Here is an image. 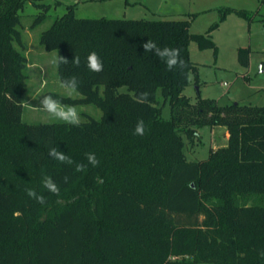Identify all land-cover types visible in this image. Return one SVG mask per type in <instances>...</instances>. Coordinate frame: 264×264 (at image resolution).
I'll use <instances>...</instances> for the list:
<instances>
[{
  "label": "trees",
  "instance_id": "16d2710c",
  "mask_svg": "<svg viewBox=\"0 0 264 264\" xmlns=\"http://www.w3.org/2000/svg\"><path fill=\"white\" fill-rule=\"evenodd\" d=\"M24 5L0 0V264H264V106H221L199 96L191 103L183 93L190 74L197 78L190 43L217 55L211 33L228 14H247L226 9L204 34H192L194 16L79 19L69 7L39 43L69 60L57 62L60 82L79 81V99L55 98L94 104L102 113L77 127L22 121L27 59L15 44L22 47ZM43 19L37 16L33 26ZM146 40L179 48L187 67L169 70L144 52ZM93 51L102 72L87 67ZM248 53L238 49L242 67ZM123 87L127 92L120 93ZM141 92L150 93L147 102ZM139 119L143 136L134 134ZM204 127L225 128L227 143L189 162L185 141L197 140ZM50 147L72 163L53 160ZM90 152L100 161L96 167L88 164ZM81 164L85 170L77 171ZM45 176L60 186L58 195L43 187Z\"/></svg>",
  "mask_w": 264,
  "mask_h": 264
},
{
  "label": "rangeland",
  "instance_id": "374dc122",
  "mask_svg": "<svg viewBox=\"0 0 264 264\" xmlns=\"http://www.w3.org/2000/svg\"><path fill=\"white\" fill-rule=\"evenodd\" d=\"M39 5L44 6L46 11ZM69 7H73L75 17L79 19L185 20L194 16L190 27L192 34H204L219 21L226 9L245 12L248 19L230 13L211 33L218 48L217 55L212 50H199L196 43H190L189 54L197 68V78L195 74H190L189 85L183 93L191 103H195L199 96L214 99L221 106L235 102L264 106V0H25L23 9L19 11L18 25L22 47L15 44L27 59V90L23 97L22 114L24 123L62 122L41 110L39 101L44 96L81 97L77 91L68 94L61 86L57 73V52H47L39 43L40 35L57 18L66 14ZM40 14H44V19L33 26ZM240 48L249 51L247 67H242L238 62ZM119 92H127V89L120 88ZM74 106L82 122L88 117L101 118L102 113L94 104ZM169 116L167 105L163 118L169 119ZM225 131L220 127L214 130L201 128L197 140L192 143L185 141L187 161L205 160L210 150L224 146Z\"/></svg>",
  "mask_w": 264,
  "mask_h": 264
},
{
  "label": "clouds",
  "instance_id": "9594fccd",
  "mask_svg": "<svg viewBox=\"0 0 264 264\" xmlns=\"http://www.w3.org/2000/svg\"><path fill=\"white\" fill-rule=\"evenodd\" d=\"M144 52H152L155 56L161 59L162 62L165 63L166 67L169 70H181L183 71L187 64L181 56V50L179 48H169V47H160L155 41L153 40H146L140 45ZM73 63L79 64V58L74 57L72 59ZM58 63L66 64L69 60L59 55L57 58ZM87 67L89 71L99 73L103 71V61L100 56L95 52H91L87 56ZM61 86L68 92V94H72L78 90L79 81L75 76L65 78L61 81ZM150 93L148 92H141L139 94V98L143 101L147 102ZM39 105L42 111L47 112L55 119L62 121L66 124L73 125V126H80L81 124V115L74 105H65L60 100L54 98L52 95H47L41 98L39 101ZM146 131L145 121L143 119H139L136 122L134 128V134L138 136H143ZM48 156L51 157L53 160L59 161L61 163H68L71 164V158L63 151L58 150L56 147H50L48 151ZM86 159L88 164L96 167L99 165L100 161L97 159L96 154L94 152H90L86 154ZM86 165H77V171H84ZM68 177L64 178V182L67 183ZM43 187L52 194H59L60 186L51 176H45L43 178ZM27 195L30 198L35 199L38 203L44 204L45 197L43 195L37 194V192L32 188L25 189ZM264 255V252L261 253Z\"/></svg>",
  "mask_w": 264,
  "mask_h": 264
},
{
  "label": "crops",
  "instance_id": "0c3cea01",
  "mask_svg": "<svg viewBox=\"0 0 264 264\" xmlns=\"http://www.w3.org/2000/svg\"><path fill=\"white\" fill-rule=\"evenodd\" d=\"M224 21H225V20H224ZM224 21H223V22H224ZM223 22H222V23H223ZM220 24H221V23H220ZM220 24H219V25H220ZM218 28H219V26H218ZM218 28H217V29H218ZM220 128L225 130V128H223V127H220ZM214 129H216V127L212 128V130H214ZM198 132H199V131H198ZM199 135H200V133H199ZM228 137H229V133H228L227 131H225V132H224V137H223V138H224V140H225L226 143H227ZM226 143L224 144V146L226 145Z\"/></svg>",
  "mask_w": 264,
  "mask_h": 264
}]
</instances>
